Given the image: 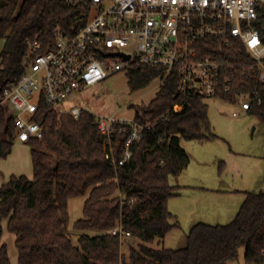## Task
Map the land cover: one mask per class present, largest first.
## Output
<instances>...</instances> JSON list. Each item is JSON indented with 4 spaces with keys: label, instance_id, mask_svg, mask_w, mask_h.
<instances>
[{
    "label": "trees",
    "instance_id": "1",
    "mask_svg": "<svg viewBox=\"0 0 264 264\" xmlns=\"http://www.w3.org/2000/svg\"><path fill=\"white\" fill-rule=\"evenodd\" d=\"M77 14L67 0H0L1 98L26 71L33 42H41L42 51L51 48L55 28L68 27ZM222 49L224 73L232 78V87L219 97L236 102L247 96V111L264 124V81L256 60L237 38ZM161 74V68L140 62L129 67L135 90ZM175 104L183 105L182 110L176 112ZM11 109L0 104V158L12 152L17 140ZM164 116L166 120L157 121ZM134 117L153 128L132 144L131 157L121 165L127 133L113 135L114 162L107 157L108 137L94 113L85 109L79 118L60 115L41 102L35 118L44 127L43 137L25 142L31 146L33 177L13 174L0 187V264H12L8 245L2 243L4 220L16 235L19 264H230L242 247L247 264H264V190L247 191L229 223L194 224L184 247L152 245H161L170 231L181 228L168 202L179 194L171 177L179 176L191 161L182 140L203 142L218 135L204 98L179 91L175 74L165 78ZM86 194L84 217L75 223L81 231L76 244L67 232L68 202ZM118 224L140 241L128 254L112 232Z\"/></svg>",
    "mask_w": 264,
    "mask_h": 264
},
{
    "label": "built area",
    "instance_id": "2",
    "mask_svg": "<svg viewBox=\"0 0 264 264\" xmlns=\"http://www.w3.org/2000/svg\"><path fill=\"white\" fill-rule=\"evenodd\" d=\"M67 1L78 10L73 22L55 28L49 49L42 51L43 44L34 41L26 71L4 90L3 100L13 105L19 142L43 137L44 127L35 118L42 101L60 115L72 113L79 118L86 109L83 100L76 105L66 101L134 62L161 68V84L175 74L178 89L184 94L219 97L232 87V78L224 73L222 47L237 38L256 60L264 81V0ZM133 40L136 48L126 49ZM236 102L239 112L250 108L247 96ZM182 108L181 104L174 105L176 112ZM97 117L101 132L108 137L107 157L114 160L113 135L128 134L121 165L131 157L132 144L153 128L152 123L135 117ZM166 119L164 116L157 121ZM112 232L120 236L124 251L131 233L120 224Z\"/></svg>",
    "mask_w": 264,
    "mask_h": 264
},
{
    "label": "rangeland",
    "instance_id": "3",
    "mask_svg": "<svg viewBox=\"0 0 264 264\" xmlns=\"http://www.w3.org/2000/svg\"><path fill=\"white\" fill-rule=\"evenodd\" d=\"M136 40L126 49L134 50ZM4 39H0L1 51ZM161 86L159 78L154 79L148 86L133 89L130 84L129 68L123 69L94 86L73 94L67 101L68 105H76L83 100V107L96 116H118L132 118L136 109L147 105L156 95ZM97 91V96L94 92ZM0 97V104L13 110L10 102ZM34 99V96H33ZM209 106V116L217 139L198 141L183 139L182 144L190 155L191 161L187 167L188 181L198 183L193 188H187L185 199H173L177 209L181 228L172 230L166 239L167 246L184 247L187 234L191 227L198 222L225 224L231 222L237 215L244 199V191L264 190V124L248 111L239 112L240 104L222 97H206ZM10 106V107H9ZM239 115L234 116V112ZM6 165L4 175L30 174L33 177V160L31 146L15 140L12 152L3 159ZM204 187L202 188L203 182ZM224 189L225 192L220 191ZM88 194L69 198L68 210L70 220L67 232L74 243L79 242L81 231L75 228V223L84 217V206ZM182 201V202H181ZM175 207V206H173ZM4 233L2 243L8 245L12 264H19V251L16 245V235L9 231L8 221H3ZM140 241L130 237L124 245L125 253L130 247H138ZM154 247L163 246L153 243ZM245 248H240L239 258L230 264H247Z\"/></svg>",
    "mask_w": 264,
    "mask_h": 264
},
{
    "label": "crops",
    "instance_id": "4",
    "mask_svg": "<svg viewBox=\"0 0 264 264\" xmlns=\"http://www.w3.org/2000/svg\"><path fill=\"white\" fill-rule=\"evenodd\" d=\"M22 143H24V142H22ZM13 150V149H12ZM264 156V155H263ZM3 159H5V158H0V187H1V185L3 184V183H5V182H7L9 179H10V176L8 175L7 177L4 175V172H2V171H6V165H4L3 164ZM190 164V163H189ZM187 168L186 169H184L183 171H182V173L179 175V176H176V177H171V182L174 184V185H178L179 187H178V192H179V194L178 195H176V196H173V197H171L170 199H169V202H168V205H169V209L179 218V213L178 212H180V211H178V209H177V202H174L173 201V199H175V198H178V199H185V196L186 195H188V193H186L187 192V188H193V187H195V186H197L198 185V183H196L195 181H188V179H186V177L188 176H184V175H186V173H187ZM34 173V172H33ZM18 174H20V173H18ZM27 175L28 176H31L30 174H28L27 173ZM199 181L200 182H203L202 180H200L199 179ZM204 185V182H203V184L201 185L200 184V186L202 187V188H205L206 189V187H204L203 186ZM228 191V190H230V191H232V189H222V190H220V191H223V192H225V191ZM249 191V190H248ZM245 192V198H246V192H247V190L246 191H244ZM245 200V199H244ZM182 202V201H181ZM244 202V201H243ZM173 206H175V207H173ZM171 232V231H170ZM169 232V233H170ZM3 233H4V229H3ZM168 233V234H169ZM168 234L166 235V237L164 238V241H163V244L165 245V246H167L166 244H167V242H166V239H167V236H168ZM167 247H169V246H167ZM171 247V246H170Z\"/></svg>",
    "mask_w": 264,
    "mask_h": 264
},
{
    "label": "water",
    "instance_id": "5",
    "mask_svg": "<svg viewBox=\"0 0 264 264\" xmlns=\"http://www.w3.org/2000/svg\"><path fill=\"white\" fill-rule=\"evenodd\" d=\"M125 57H126V58H129V57H130V54H125Z\"/></svg>",
    "mask_w": 264,
    "mask_h": 264
}]
</instances>
